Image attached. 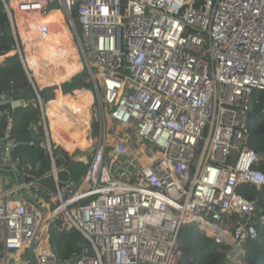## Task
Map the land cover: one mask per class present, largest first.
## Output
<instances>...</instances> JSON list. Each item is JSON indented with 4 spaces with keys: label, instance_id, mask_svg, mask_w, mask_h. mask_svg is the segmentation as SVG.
<instances>
[{
    "label": "built area",
    "instance_id": "2783aa9c",
    "mask_svg": "<svg viewBox=\"0 0 264 264\" xmlns=\"http://www.w3.org/2000/svg\"><path fill=\"white\" fill-rule=\"evenodd\" d=\"M0 2L34 93L21 107L38 110L31 130L39 137L27 144L50 161L38 174L39 157L33 167L14 158L13 113L0 111V155L15 176L9 184L0 175V264H30L31 243L32 264H179L178 233L191 223L225 248L256 238L260 199L238 189L264 187L247 127L252 93H264V0ZM53 11L71 33L93 99L91 141L76 149L88 156L56 153L46 105L73 90L44 101L23 57L17 14L44 39L51 27L36 15ZM63 153L86 165L78 179ZM51 229H74L85 244L57 257Z\"/></svg>",
    "mask_w": 264,
    "mask_h": 264
},
{
    "label": "trees",
    "instance_id": "16d2710c",
    "mask_svg": "<svg viewBox=\"0 0 264 264\" xmlns=\"http://www.w3.org/2000/svg\"><path fill=\"white\" fill-rule=\"evenodd\" d=\"M41 21L46 22L51 27V31L45 39H39L37 37L35 26L29 28L31 24L29 20L28 22L26 21L25 28L22 31V24L24 22L23 14H17L16 16L17 32L19 38L23 39L24 60L28 66L25 59L26 50L28 49L29 57L36 59L31 51L42 46L44 51L39 53L38 68L36 69L41 67L43 61H47L57 64L58 71L51 77L35 82L41 87L58 85L73 76V73L71 75L67 73L70 67L69 61H71V57L68 54L59 57L50 50L53 40L57 39L59 42H64L63 46L65 50L68 47L67 40L64 37H57L56 35L63 27V23L60 20L59 14L55 15L54 18L51 16V18L47 17ZM0 27H2V35H0V57H3L5 54L9 55L0 62V95L9 94L13 99L31 101L34 93L29 85L18 55L12 54L13 52H11L14 47V39L1 2ZM45 40L49 45L44 43ZM28 69L32 74L33 71L29 66ZM63 73H66L67 76L65 77ZM81 87L85 89L89 87L85 81V74L73 77L71 82L64 84V86L62 85L61 90L64 89L65 92ZM55 91L59 94V90L56 87L44 88L40 95L44 101H48L53 98ZM263 99L264 93L262 91H254L252 93L251 110L247 117V127L250 133L249 146L259 156V162L256 168L264 174V114L260 113ZM91 103L92 99L82 97L80 92L77 91L70 97L59 96L57 99L47 103L46 114L49 119L51 136L57 146L69 149L71 141L88 128L90 121L89 107ZM37 114L38 110L31 103L26 107L16 108L13 111V134L17 138L28 135L31 140H36L39 136L37 134H35L36 136L32 135L31 125L36 121ZM63 155H65L64 165L69 176L72 179H78L84 173L86 165L72 161L65 153ZM20 160L23 163L26 161L24 158H20ZM62 163L61 161L56 162L57 165H61ZM32 171H34V168ZM49 171L50 161L48 157L39 154L38 174L48 173ZM67 176V174H60L62 179H65ZM42 183L48 188L52 187L50 179L44 180ZM238 193L246 199L258 197L260 199L262 213L264 214V187L256 190L254 187L243 185L238 189ZM231 218L234 221L236 216L234 215ZM256 230L257 236L255 239H248L234 247L237 252V257L235 260H231L229 255H232V248H225L215 243L214 240L206 237L194 223L184 225L178 233L181 251L179 264H264V224H256ZM47 242L57 257L68 258L73 253L80 251L81 247L85 244V239L74 229L62 233L51 229L47 237Z\"/></svg>",
    "mask_w": 264,
    "mask_h": 264
},
{
    "label": "crops",
    "instance_id": "0c3cea01",
    "mask_svg": "<svg viewBox=\"0 0 264 264\" xmlns=\"http://www.w3.org/2000/svg\"><path fill=\"white\" fill-rule=\"evenodd\" d=\"M51 16H53V14H51L49 17L51 18ZM37 19H38V17H37ZM39 21V20H38ZM29 22L30 23H35V22H33V21H31V20H29ZM66 39V38H65ZM67 40V42H68V39H66ZM72 41V40H71ZM59 44V45H58ZM64 42L63 41H58V39L57 40H53V42H52V45L50 46V50H52L54 53H55V55H57V56H59V57H61L62 55H66V54H68L70 57H71V61H69V65H71L72 64V62H73V60H75L76 58L74 57V51H73V48H72V46L70 45V42L68 43V47H67V49L65 50L64 49ZM69 46H70V48H69ZM42 47V46H41ZM43 48V47H42ZM77 50V49H76ZM43 51H44V48H43ZM77 53H78V51H77ZM78 56H79V53H78ZM49 57V56H48ZM2 57H0V59H1ZM30 59H29V61H28V66H29V68L33 71L32 72V74H31V71H30V74H31V76H32V78H33V81L35 82V81H41V80H44V79H46V78H48V77H51L52 75H54L57 71H58V66H57V64H55L54 62H48V63H50V65L52 66V68H51V66L49 65V69L48 70H45V71H43V70H39V69H41V68H39V69H36V68H38V60H36L35 58H31V57H29ZM74 58V59H73ZM79 59H80V56H79ZM82 68H83V66H82ZM63 75L66 77L67 76V74L66 73H63ZM77 75V74H76ZM64 77V78H65ZM73 77V76H72ZM72 77H70V78H68L67 80H65V81H63V82H61L60 84H58V85H51V86H43V87H41V86H39L36 82V85H37V87L40 89V88H45V87H56V89L57 90H59V91H61V87H62V85L64 86V84H68L69 82H71L72 81ZM81 89H85V88H81ZM81 89H75V90H73V93L75 92V91H77V92H80L81 91ZM62 90H64V89H62ZM88 90V89H87ZM90 91V90H89ZM91 93V92H90ZM80 94H81V92H80ZM73 95V94H72ZM59 96H60V94H59ZM58 96V97H59ZM81 96L82 97H84V98H89V97H85V96H83L82 94H81ZM92 96V95H91ZM57 97V98H58ZM90 99V98H89ZM52 101V100H51ZM92 101H93V99H92ZM92 104V103H91ZM33 133H32V135H35V131H33V130H31ZM87 133V129L84 131V132H82L77 138H75L73 141H71V144H70V148L69 149H67V148H65L64 147V150L66 151V152H68L69 153V155H76V152H80L81 154L80 155H85V153H82L81 151H79V150H76L77 148H79V149H82L83 147V144L84 143H88V137H86V134ZM36 136V135H35ZM29 139H31V138H29ZM62 149V148H61ZM62 151H63V149H62ZM4 157H6L4 154H3V156L2 155H0V175H2V176H4L5 177V179L7 180V182L10 184V183H12V182H14L15 181V176H14V174H13V172H12V170L9 168V167H7L5 164H4V160H3V158ZM17 179L19 180V178H18V175H17ZM20 181V180H19Z\"/></svg>",
    "mask_w": 264,
    "mask_h": 264
},
{
    "label": "water",
    "instance_id": "95a60500",
    "mask_svg": "<svg viewBox=\"0 0 264 264\" xmlns=\"http://www.w3.org/2000/svg\"><path fill=\"white\" fill-rule=\"evenodd\" d=\"M55 7L56 5H53L51 8ZM23 103V99H13L10 95H6L2 98L0 97V111L2 112L7 110L12 114L13 111L16 108L21 107ZM17 140L19 144L12 150L11 155L17 158H24L32 167L35 166V163L37 162L40 154L38 149L27 144L29 141L28 135L20 136ZM258 210L259 212H262L261 208H259ZM34 246V243H31L28 248V258L30 264H32V250Z\"/></svg>",
    "mask_w": 264,
    "mask_h": 264
},
{
    "label": "rangeland",
    "instance_id": "374dc122",
    "mask_svg": "<svg viewBox=\"0 0 264 264\" xmlns=\"http://www.w3.org/2000/svg\"><path fill=\"white\" fill-rule=\"evenodd\" d=\"M55 15H57V13H53V18L55 17ZM47 16V15H46ZM24 17V16H23ZM36 17H38V15H36ZM42 17H45V16H42ZM41 17H39L38 18V20H41L40 19ZM47 18V17H46ZM61 20V19H60ZM26 21H27V19H25L24 18V22H23V24H22V31L24 30V28H25V25H26ZM62 26L64 27L65 25L64 24H62ZM45 39V38H44ZM72 39V38H71ZM21 40V44H22V50H23V39L21 38L20 39ZM70 42V45L72 46V48H73V51H74V57L76 58L75 60H73V62H72V64L70 65V67H69V69H68V71H67V73H69V75H71V73H73V77H75V76H79V75H83L84 74V72H83V68H82V62L80 61V59H79V56H78V53H77V50H76V46H75V44H74V42H73V39H72V41L70 40V39H68V43ZM45 44H48L47 43V41L45 40V42H44ZM49 45V44H48ZM69 48H70V46H69ZM6 55V54H5ZM4 55V56H5ZM25 59H26V61H27V63H28V61H29V55H28V49L26 50V52H25ZM74 59V58H73ZM54 60V59H53ZM33 70V69H32ZM77 74V75H76ZM72 77V78H73ZM88 141H91V139L90 138H88L87 139ZM62 149H64V147H61ZM60 147H58L57 149V151H58V153H62V149H61ZM80 152H76V156H80ZM85 155H87L88 156V153H85ZM17 171L19 172V170L17 169ZM18 178H19V180L21 181L22 180V177H21V175L20 174H18ZM231 252H232V255H229V258L231 259V260H235V258L237 257V252H236V250L234 249V247L231 249ZM22 262H24V260L22 261Z\"/></svg>",
    "mask_w": 264,
    "mask_h": 264
},
{
    "label": "bare ground",
    "instance_id": "6f19581e",
    "mask_svg": "<svg viewBox=\"0 0 264 264\" xmlns=\"http://www.w3.org/2000/svg\"><path fill=\"white\" fill-rule=\"evenodd\" d=\"M53 13H57V14H59L62 23L65 25V23L63 22V16H62L61 13L58 12V11L50 12L47 16H45V17H41L40 19H41V20L46 19V17H49V16H50L51 14H53ZM38 18H39V16H38ZM41 20H39V21H41ZM34 25H35L34 23H31L30 26H29V28L33 27ZM56 35H57V37H64V38H66V39H70V40H72V39H71V33H70V31L68 30V28H67L66 25H65L64 27H62V28L56 33ZM22 51H23V50H22ZM42 51H43V48H42V47H39V48H37V49H35V50H32L31 52H32V54L36 57V59L38 60V59H39V53H41ZM23 57H24V54H23ZM24 61H25V60H24ZM80 61L82 62L81 58H80ZM25 64H26V62H25ZM49 65H50V63H48L47 61H43L42 64H41V67H39V68H41L40 70L45 71V70H48V69L50 68ZM82 65H83V67H84V63H83V62H82ZM50 66H51V65H50ZM26 67H27V69H28L27 64H26ZM51 68H52V66H51ZM28 70H29V69H28ZM29 72H30V71H29ZM30 75H31V74H30ZM65 82H66V81H65ZM67 87H71V86H67ZM80 92H81V94H82L83 96H85V97H89L90 99H92V96H91V93H90L89 89H88V90H87V89H81ZM88 144H89V141H88V143H84L83 146H82V147H83L82 149H84L85 147H87Z\"/></svg>",
    "mask_w": 264,
    "mask_h": 264
}]
</instances>
